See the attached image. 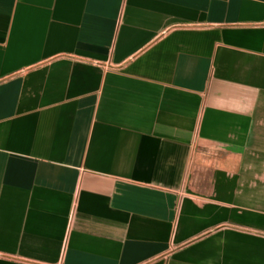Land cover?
I'll return each instance as SVG.
<instances>
[{"label": "crops", "instance_id": "0c3cea01", "mask_svg": "<svg viewBox=\"0 0 264 264\" xmlns=\"http://www.w3.org/2000/svg\"><path fill=\"white\" fill-rule=\"evenodd\" d=\"M0 264H264V0H0Z\"/></svg>", "mask_w": 264, "mask_h": 264}]
</instances>
